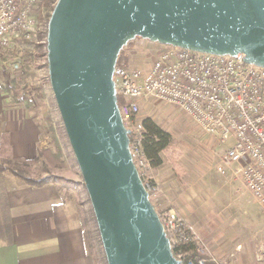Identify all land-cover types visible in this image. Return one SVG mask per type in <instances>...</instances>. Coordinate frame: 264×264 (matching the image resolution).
<instances>
[{
  "label": "water",
  "instance_id": "1",
  "mask_svg": "<svg viewBox=\"0 0 264 264\" xmlns=\"http://www.w3.org/2000/svg\"><path fill=\"white\" fill-rule=\"evenodd\" d=\"M137 39L264 68V0H58L48 22L50 86L107 264H180L115 95L119 55Z\"/></svg>",
  "mask_w": 264,
  "mask_h": 264
},
{
  "label": "built area",
  "instance_id": "2",
  "mask_svg": "<svg viewBox=\"0 0 264 264\" xmlns=\"http://www.w3.org/2000/svg\"><path fill=\"white\" fill-rule=\"evenodd\" d=\"M44 6V0H0V53L9 56L20 40L32 38ZM146 43L149 65L132 67L120 53L122 63L118 58L113 79L117 99H124L119 109L131 132V154L150 200L158 194L159 186L150 176L151 164L143 151L145 129L140 114L154 101L175 107L225 146L218 172L225 175L227 169L238 166L246 191L264 208V68L247 64L241 56ZM161 216L176 260L180 264H209L194 226L175 208Z\"/></svg>",
  "mask_w": 264,
  "mask_h": 264
},
{
  "label": "crops",
  "instance_id": "3",
  "mask_svg": "<svg viewBox=\"0 0 264 264\" xmlns=\"http://www.w3.org/2000/svg\"><path fill=\"white\" fill-rule=\"evenodd\" d=\"M210 138L217 143V150L223 149L216 138ZM3 139L14 157H36L39 127L29 118L15 115L0 81V146ZM182 159L186 170L182 177L175 175L165 158L156 172L151 169L152 177L160 185L155 209L163 211L174 203L186 220L196 225L211 254L230 253L219 264H264V225L252 228L253 219L247 218L244 228L241 224L235 226L236 220L231 221L217 209L215 201L210 202L204 174L198 172L194 178ZM6 174L0 173V264H95L79 218L62 199L60 189L54 184L43 188L23 182L15 185L4 178ZM204 206L210 208L213 219L195 215ZM242 210L248 214L247 209ZM258 213L263 219L264 212Z\"/></svg>",
  "mask_w": 264,
  "mask_h": 264
},
{
  "label": "rangeland",
  "instance_id": "4",
  "mask_svg": "<svg viewBox=\"0 0 264 264\" xmlns=\"http://www.w3.org/2000/svg\"><path fill=\"white\" fill-rule=\"evenodd\" d=\"M57 1L58 0H44L45 9L43 17L39 21L37 27L38 31H43L48 26L50 16ZM148 47L149 45L143 39L133 41L122 52L123 60L125 61L124 63L129 64L132 67L148 66L151 61L149 58L150 55L147 51ZM12 50L19 57L12 58L10 61L11 64L16 62L20 63L19 60H22L21 57L26 54V51L36 52L38 54V65L40 66L38 78L42 79L45 83L44 99L36 97L30 90H28L29 87H25L24 90L29 92V99L25 100L27 102L22 101L14 103L11 98L7 96V103L12 106L15 115L18 117L25 116L38 125L40 131V142L37 145V155L44 151L55 153L57 150L56 139H54L52 134H50L46 128L49 119L54 123L57 141L64 154L63 160L56 161L50 157L51 155L46 153L44 154V157H42L41 163L35 166L24 167V169L32 178H51L52 184H55L60 189L62 199L66 205H68L69 209L77 214L82 225L85 244L87 245L89 252H91V256L95 264H107L97 223L92 211V206L83 183L80 169L69 144L68 137L65 133L63 122L50 86L48 66H46L47 49L44 45L41 48H37V45L28 46L17 44ZM121 57L122 56L120 55L118 61L119 64L122 63ZM2 67L3 65L0 61V71ZM12 75H14L12 76L13 78H21V70L13 71ZM145 118H151L164 130H167L172 134L180 154L178 162L180 164L181 171H183L182 173L179 172V174H177L174 169L176 176L182 177L186 172L185 168L181 164V158H183L182 160L186 169L188 168L191 170L190 172L193 174L192 176L194 178L198 177V172L199 174H204V180L206 183L205 190L207 194H211V197L209 198L210 202L212 200L215 201L219 211H223L231 221L236 220L237 225L235 224V226H239L241 224V227L244 228L247 218L253 219L254 225H252V228L257 227V229H259L264 225V216L262 219L258 213V210L264 212V208L256 203L254 198L246 191L241 182L240 176L237 173L238 166H232L230 169H227L225 175L220 174L217 170V167L221 164V158L226 150V147H223L224 150L221 148L217 150L215 148L216 142L212 140L210 136L202 132V130L192 123V121L185 114L171 105L151 101L147 103L141 111L140 119L143 120ZM165 159L167 160L166 157ZM167 162L169 161L167 160ZM169 164L172 165L171 162H169ZM150 176L152 177L151 172ZM4 178H6L9 183L13 181L15 185L23 184L20 179L10 173H7ZM158 186L159 194V183ZM158 194L151 199L153 205ZM168 208H175L178 213L183 216L174 203H172V205ZM168 208L163 211H156L158 214L160 213L162 215L166 210H168ZM243 208L248 210L247 215L242 213ZM195 215H207L213 219V214L210 211V208L206 206L199 209V212L195 213ZM186 221L189 222L188 220ZM189 223L194 226L196 232L198 233V236L206 250V256L210 260V264H214L215 262H218L219 264L223 261V259L230 256L229 252L225 255L222 254L218 256L211 254L207 243L201 236L196 225L191 222ZM231 229L232 228H228L227 231H231ZM212 260H215V262Z\"/></svg>",
  "mask_w": 264,
  "mask_h": 264
},
{
  "label": "trees",
  "instance_id": "5",
  "mask_svg": "<svg viewBox=\"0 0 264 264\" xmlns=\"http://www.w3.org/2000/svg\"><path fill=\"white\" fill-rule=\"evenodd\" d=\"M46 38L47 27L43 31L39 30L34 33L32 38L29 40H20L19 44L28 46L37 45V48H41L44 45L46 48ZM132 42H130L127 46H129ZM126 47H124L123 50ZM123 50L121 51V54ZM18 57L19 56L16 55L13 50L10 51L9 56L4 53H0V61L3 65L0 71V81L2 84L3 94L9 96L12 102L19 103L29 99V92L24 90L25 87H29L28 90H30L36 97L44 99L45 83L42 81V79L38 78L40 71V66L38 65V54L36 52L26 51V54L21 57L22 60H19L20 63L16 62L11 64L10 61L12 58ZM46 66H48V64H46ZM19 70H21L22 73L21 78H13L12 76L14 75H12V72ZM123 102L124 99L118 97V107H121ZM143 126L145 129L143 151L151 164L153 172H156L157 169H159L164 164V158L166 157L167 160L172 163L176 173H182L183 171H181V167L178 162L180 154L178 152V148L176 147L177 144L174 141L173 136L151 118L143 119ZM46 128L50 134H52L54 139H56L57 150L55 153H49L46 151L40 152L35 158L30 160L16 158L10 153L6 141L3 139V142L0 146V173H10L11 175L20 179L27 186L33 188H43L45 186L51 185V178H32L24 169V167L35 166L41 163L42 157H44V154L46 153L51 155L50 157L56 161H61L64 159V154L59 147L54 123L52 120H48V125ZM159 216L162 221V216L160 213ZM167 237L170 239L169 235ZM184 250L189 252L192 250V248H185ZM173 254L174 256L177 255L175 249L173 250Z\"/></svg>",
  "mask_w": 264,
  "mask_h": 264
}]
</instances>
